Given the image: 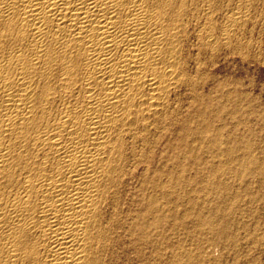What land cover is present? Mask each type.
I'll list each match as a JSON object with an SVG mask.
<instances>
[{"label":"bare ground","instance_id":"6f19581e","mask_svg":"<svg viewBox=\"0 0 264 264\" xmlns=\"http://www.w3.org/2000/svg\"><path fill=\"white\" fill-rule=\"evenodd\" d=\"M238 58L264 0H0V264H264Z\"/></svg>","mask_w":264,"mask_h":264},{"label":"rangeland","instance_id":"374dc122","mask_svg":"<svg viewBox=\"0 0 264 264\" xmlns=\"http://www.w3.org/2000/svg\"><path fill=\"white\" fill-rule=\"evenodd\" d=\"M220 62H223V63H220V67H222L221 68L222 71L220 70L221 72H219V73L221 75H225V74L228 75L229 74L228 76L230 78L232 77L234 79H237L241 83V87H239L238 90L245 92V94H249L250 97L256 98V102L254 100H252V98L248 97L247 99H244L245 101H242V103H241V104H243L241 106L244 107L243 111L241 110V112L244 114H242L241 112L238 114V118H237L238 119V129H237L238 131H236V137H238L237 138V142H238L237 147L239 148V149L238 148L237 149L240 150V148H243V147L244 148L239 151L240 152L239 154L241 156L242 152H246V150H245L246 144L245 143L249 142V144L251 145V147H250L251 155L254 154L255 159L258 158L257 159L258 163L264 164L263 163V160H264V115L258 116V115L252 114V108L254 106H256V107L261 106L262 108H264V64L250 63L251 65L250 64L248 65V63H246V62H242L240 58H238L236 63H234V64H232L231 60H227L225 62H224V60H222ZM232 70H234V71L232 72ZM250 100L253 103V105L252 104L250 105ZM245 111H246V113H245ZM229 121H231V120L226 118V123H228ZM241 133H242V135H241ZM241 137H242V139H241ZM249 138H250V140H249ZM243 140H244V142H243ZM236 154H237V151H236ZM236 154L234 153L235 156H236ZM241 158H239V159H241ZM261 178L263 179L264 177H261ZM262 179H255L252 182V185H251L252 189H253L252 191H254V194L252 193L253 197L256 195L257 198H259V197L260 198L257 200V198L254 197L255 199L251 202L252 204L249 202L250 203L249 207H252V210H253L252 214L254 213L255 210H256V212L253 214V217H254L253 220L246 218V217L252 218V214L249 213L250 215L249 214L247 215V213L245 212L246 215H245L244 220L245 221L247 220L246 224L248 227L246 230H244L240 233L241 234L240 237L242 239L239 241V244L242 243L241 248H242L243 254H245V255L247 254L246 256H248L247 257L248 259H250L251 256L256 255V257H259L260 263H261V261L263 262V260H264V241H263L264 240V181H262ZM252 194H251V196H252ZM245 197H248V195ZM245 200H247V198H245ZM258 211H259V215L257 213ZM180 212H181V214L184 213L183 208H180ZM259 216H260V218H259ZM257 218L259 219V222L261 224L257 223V220H258ZM255 220H256V222H255ZM253 223L256 226H254ZM256 223L258 225H261V226L259 227ZM251 224L253 225V227H256L255 230L252 228ZM251 230H252V232H251ZM254 232L258 233L257 236H259L261 238V242L258 245H255L253 243H252L253 245L250 244L251 243L250 239H247V237L250 238L251 233H254ZM260 232H262V235ZM246 239L248 241H246ZM245 241H246L247 245L246 244L244 245ZM249 244L251 246H254V247H250ZM257 249H261V250H257ZM211 250H213V252L211 251V253L213 254V256L215 255L214 257H216V258L221 257L223 254V249L221 246L215 245L214 248H212ZM250 251H253V252H250ZM258 252H260V254H258ZM225 258H227V257L225 256ZM232 260L233 259L228 258L229 263H231ZM225 263H226V260H225ZM245 264H248V263H245Z\"/></svg>","mask_w":264,"mask_h":264}]
</instances>
